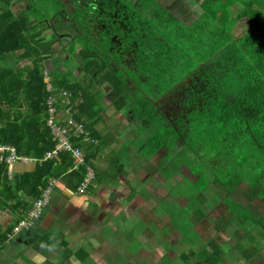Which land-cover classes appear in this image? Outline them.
I'll use <instances>...</instances> for the list:
<instances>
[{"label":"trees","instance_id":"16d2710c","mask_svg":"<svg viewBox=\"0 0 264 264\" xmlns=\"http://www.w3.org/2000/svg\"><path fill=\"white\" fill-rule=\"evenodd\" d=\"M192 2L193 7L186 0H27L14 13L11 0H0V144L36 160L33 170L11 180L0 162V199L20 210V219L50 178L66 180L75 190L85 173L84 167L69 170L68 153L43 160L54 146L45 125L49 92L43 78L45 62L51 60L56 91L70 92L72 103L79 100L74 120L97 141H74L95 169V181L100 174L94 160L111 143L95 130L103 102L129 122H139L138 128L146 127L139 153L152 157L165 150L166 160L180 155L181 163L195 162L199 169L193 173V192L203 191L213 179L220 183L228 211L215 227L227 226L236 216L246 219L240 205L231 211L235 205L229 196L242 183L248 186L247 198H257L264 212V0ZM234 4L241 6L235 15ZM242 18L248 32L234 37L231 29ZM64 29L72 35L66 36ZM63 37L68 38L62 48L67 55L77 49L86 82L74 78L69 69L55 71L58 59L51 47ZM9 55L25 59L29 66H9ZM103 83L110 88L108 102L97 94ZM135 138L119 148L125 152ZM114 160L122 171L124 164ZM212 167L210 176L207 170ZM0 237V243L6 239L1 233ZM208 246L209 252L202 248L196 259L220 264L221 246L213 240ZM252 253L246 249L243 255L250 258Z\"/></svg>","mask_w":264,"mask_h":264},{"label":"rangeland","instance_id":"374dc122","mask_svg":"<svg viewBox=\"0 0 264 264\" xmlns=\"http://www.w3.org/2000/svg\"><path fill=\"white\" fill-rule=\"evenodd\" d=\"M186 2L193 6L191 0H186ZM21 7V0H15L14 10L20 9ZM183 8L185 9V7ZM240 8V4H234L231 7L232 14L235 15ZM185 12L187 14L189 13L187 9ZM184 17L182 16V18ZM64 30V32L72 34L70 31ZM261 30H264V25L261 27ZM246 32H248L246 19H240L231 29V33L234 36H241ZM45 35H49V32L45 33ZM67 42L68 40L63 38L60 43H55L51 47L54 58L58 59V68H55V71L63 72L69 69L74 78L86 82L87 79H82L83 73L79 67L80 59L77 54V49H75V52L71 56L62 50L63 46L67 45ZM65 59L67 61H64ZM6 61L9 66L15 68L24 69V67L29 66L28 61L25 59L18 61L15 56L9 55ZM51 63L52 60L51 62H45L46 70L50 71V75L54 71L52 69L53 63L52 66L50 65ZM99 90L100 92L97 94L101 98H104L103 95H106L107 92L109 93L107 94L108 102L111 98L109 87L102 85ZM101 91H103V94ZM99 104L101 110H104L103 116L100 115L101 123L98 124V127L100 130H104V128L109 127L108 124H112V128L117 129L118 145L115 148L118 149L123 140L128 142L130 138H135V134L137 133V138L131 141V144L127 145L122 155L125 154L131 158L126 159L129 168L133 169L136 166L135 164H137V166H140V169H145L146 172H150L151 179L143 185L140 183L143 179L139 180V183L135 181L137 183H134V189L130 191L137 190L141 198L144 196L147 199L145 201L148 205H141L139 207L140 214L153 212L155 219L157 217L161 219L159 222L156 221L155 227L148 220H145L146 224L141 222H136L135 224L134 222L133 225H138V230L145 229L146 234L151 233L155 235L154 237L151 236L149 240H145L147 245L144 244L142 237H139L138 241L135 239L136 231H132L131 235L134 237H128V239L127 235L130 234L124 231V238L128 240L130 246L129 251L125 248L124 256L128 255L129 264H139L134 257L136 253H139L137 255H140V260H145L143 262L139 260L140 264H156L155 261L159 264H203L202 258L196 259L198 255L197 251L204 248L209 252L208 242L210 240L220 245L221 250L224 252V255L220 258V264H264V219L262 218L264 212L261 211V204L257 198L254 197L250 200L247 198L246 192L248 186L245 183L236 187L229 196L235 205L231 211L236 209V205H240L241 208L246 210L249 216L244 212L242 215L244 217L247 216L245 220L236 216L227 226L215 227L218 217L228 211L224 201L227 193L220 183L213 179L203 191L193 192L191 187L196 179L193 173L196 169H199V166L195 162L189 165L185 160V164L181 163L180 155H173L174 157L172 156V158L166 160L163 155L166 153L165 150H160L152 156V159H149L151 157L144 155L142 152L139 153L137 147L143 141L141 137H147L146 127L138 128L137 124L134 122L130 123L128 117L123 113H115L113 106H107L103 102ZM24 110L25 108L22 106L21 112H24ZM114 117L116 119L115 121L112 120ZM137 123L139 124V122ZM99 133L101 132L99 131ZM105 133L107 135L110 134L108 131ZM141 133H144V136H141ZM211 169V171L207 170V174L210 176L213 174L215 167ZM199 185H202V183ZM197 187L199 186L197 185ZM190 189L191 193H188ZM136 212L139 214L138 209ZM160 226L161 230H159ZM246 249L253 252L250 258L243 255ZM181 254H186L188 261L182 258ZM144 256H146V259ZM152 257L155 259L154 263L151 262L153 261Z\"/></svg>","mask_w":264,"mask_h":264},{"label":"crops","instance_id":"0c3cea01","mask_svg":"<svg viewBox=\"0 0 264 264\" xmlns=\"http://www.w3.org/2000/svg\"><path fill=\"white\" fill-rule=\"evenodd\" d=\"M100 115L103 116V111ZM99 123L101 121L95 125V130L111 143L95 158L94 166L100 176L98 181L94 178L84 194H76L66 180L56 179L40 217L17 231L12 229L22 220L21 211L0 199V233L6 236L0 243V264H129L128 255L124 256V253L125 248L130 250L127 239L134 237L131 232L136 231L135 239L138 241L142 237L145 245V240L155 236L133 225L134 222L146 224L145 220H148L155 227L156 221L161 219H155L153 212L140 214L139 207L147 206V199L141 198L137 190L130 191L134 189L135 181L139 183L143 179L140 183H147L151 179L150 172L140 169L137 164L133 169L129 168L126 159L131 158L122 155L119 147L115 148L118 145L117 129L108 124L109 127L100 130ZM123 141L120 145L127 142ZM114 157L124 164L122 171ZM34 166L35 161L7 166V179L29 172ZM124 231L130 234L127 239ZM137 254L134 257L139 264L145 261ZM152 260L154 263L153 257Z\"/></svg>","mask_w":264,"mask_h":264},{"label":"built area","instance_id":"2783aa9c","mask_svg":"<svg viewBox=\"0 0 264 264\" xmlns=\"http://www.w3.org/2000/svg\"><path fill=\"white\" fill-rule=\"evenodd\" d=\"M49 72L48 70L43 71L45 89L49 92V95L45 99V125L48 128L50 137L54 140V146L44 154L43 160L58 159L60 153H68L72 161L70 171L84 167V176L75 189L76 194L82 195L94 180L95 172L86 163L84 151L75 146L74 141L79 139L85 144H95L97 141L90 136L89 132L85 130L80 122L74 120V114L76 113L75 106L79 100L72 103L70 92L66 90L57 92L50 79L51 75ZM28 161L35 160L18 155L16 148L12 145L0 144V162L5 163L6 166H10L16 162ZM55 181V178L48 180L46 187L41 190L40 196L32 202L25 218L18 222L12 229L13 231L19 230L24 225H29L40 217L49 202V194Z\"/></svg>","mask_w":264,"mask_h":264},{"label":"flooded vegetation","instance_id":"af4514ba","mask_svg":"<svg viewBox=\"0 0 264 264\" xmlns=\"http://www.w3.org/2000/svg\"><path fill=\"white\" fill-rule=\"evenodd\" d=\"M14 2H15V0H11V10H13V12L14 13H16V12H18L19 10H22L23 8H24V6L27 4V0H21V2H22V7L20 8V9H17V10H14ZM187 3V2H186ZM191 3H193L192 2V0H191ZM188 4V3H187ZM195 4L193 3V6H194ZM190 7H193V6H191V5H189ZM186 13V12H185ZM186 15H187V13H186ZM186 15H185V18H186ZM242 19H245V18H242ZM240 20V19H239ZM238 20V21H239ZM237 22V21H236ZM68 31H70L71 32V30H69V29H67ZM45 33H47V32H45ZM50 33H51V31H49V35H50ZM64 34H66V36L68 35V36H71L72 34H69V33H66V32H63ZM47 36V35H46ZM234 36V35H233ZM234 37H239V36H234ZM63 38H65V39H67L68 40V38H66V37H63ZM62 38V39H63ZM102 85H107V84H105V83H103V84H101L100 86H98V88H97V92H100V87L102 86ZM108 86V85H107ZM109 87V86H108ZM109 90H110V88H109ZM102 92V94H103V91H101ZM107 94H109L108 92L106 93V95H103L104 96V99L105 100H107ZM105 104V103H104ZM111 106V105H110ZM114 110H115V113H119V111H117L115 108H114ZM172 115H173V113H172ZM130 117V116H129ZM173 119H174V117H172ZM112 120L113 121H115L116 119H115V117L114 118H112ZM132 122H134L135 124H137L135 121H132ZM132 122H130V123H132ZM131 125H133V124H131Z\"/></svg>","mask_w":264,"mask_h":264}]
</instances>
